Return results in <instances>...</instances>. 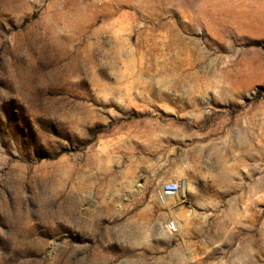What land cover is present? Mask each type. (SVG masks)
<instances>
[{"label":"rangeland","instance_id":"rangeland-1","mask_svg":"<svg viewBox=\"0 0 264 264\" xmlns=\"http://www.w3.org/2000/svg\"><path fill=\"white\" fill-rule=\"evenodd\" d=\"M0 264H264V0H0Z\"/></svg>","mask_w":264,"mask_h":264},{"label":"built area","instance_id":"built-area-1","mask_svg":"<svg viewBox=\"0 0 264 264\" xmlns=\"http://www.w3.org/2000/svg\"><path fill=\"white\" fill-rule=\"evenodd\" d=\"M180 185L178 181L169 180L164 182L155 192L156 199L159 203L164 204L168 197L176 194L179 191ZM165 228L169 231L175 230L176 223L170 220L165 224Z\"/></svg>","mask_w":264,"mask_h":264},{"label":"bare ground","instance_id":"bare-ground-1","mask_svg":"<svg viewBox=\"0 0 264 264\" xmlns=\"http://www.w3.org/2000/svg\"><path fill=\"white\" fill-rule=\"evenodd\" d=\"M167 202H168V201H166L164 204H166ZM164 204H163V205H164ZM175 229H176V228H175Z\"/></svg>","mask_w":264,"mask_h":264}]
</instances>
